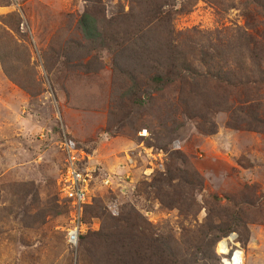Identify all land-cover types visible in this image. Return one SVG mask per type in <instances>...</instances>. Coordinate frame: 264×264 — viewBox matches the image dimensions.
<instances>
[{
  "label": "rangeland",
  "instance_id": "rangeland-1",
  "mask_svg": "<svg viewBox=\"0 0 264 264\" xmlns=\"http://www.w3.org/2000/svg\"><path fill=\"white\" fill-rule=\"evenodd\" d=\"M64 145L95 169L75 249ZM234 250L264 264V0H0V264Z\"/></svg>",
  "mask_w": 264,
  "mask_h": 264
},
{
  "label": "built area",
  "instance_id": "built-area-1",
  "mask_svg": "<svg viewBox=\"0 0 264 264\" xmlns=\"http://www.w3.org/2000/svg\"><path fill=\"white\" fill-rule=\"evenodd\" d=\"M145 134L143 131L140 135L144 136ZM64 152L66 155L65 165L58 189L67 204L69 215V226L65 230L66 242L72 249H75L78 246L79 238L85 233L83 216L85 207L89 205L90 187L95 176V169L84 166L67 145H64ZM101 184L107 186L108 180L103 179ZM241 256L242 254L238 250H234L228 259L231 264H242Z\"/></svg>",
  "mask_w": 264,
  "mask_h": 264
},
{
  "label": "trees",
  "instance_id": "trees-1",
  "mask_svg": "<svg viewBox=\"0 0 264 264\" xmlns=\"http://www.w3.org/2000/svg\"><path fill=\"white\" fill-rule=\"evenodd\" d=\"M96 26H97V23H96L95 19L93 17H91L90 15L84 14V16L80 20V28H81L82 32L84 33L85 37L89 38V37L97 36L98 32H97ZM153 80H154V82H161L163 80V75L162 76L156 75L153 77ZM131 228H133V227H131ZM84 234L79 238L78 244L80 243ZM161 251L163 253H166V252H169L170 249L168 246H165V247L161 248Z\"/></svg>",
  "mask_w": 264,
  "mask_h": 264
},
{
  "label": "bare ground",
  "instance_id": "bare-ground-1",
  "mask_svg": "<svg viewBox=\"0 0 264 264\" xmlns=\"http://www.w3.org/2000/svg\"><path fill=\"white\" fill-rule=\"evenodd\" d=\"M234 260L236 261V259H234ZM228 263L231 264L230 260H228V261L225 260V264H228Z\"/></svg>",
  "mask_w": 264,
  "mask_h": 264
}]
</instances>
